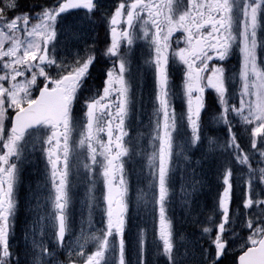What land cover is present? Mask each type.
Listing matches in <instances>:
<instances>
[{
	"label": "snow or ice",
	"instance_id": "1",
	"mask_svg": "<svg viewBox=\"0 0 264 264\" xmlns=\"http://www.w3.org/2000/svg\"><path fill=\"white\" fill-rule=\"evenodd\" d=\"M101 24L104 35H91ZM138 40L148 55L134 73ZM149 105L151 151L137 152L145 134L129 136L131 117ZM35 151L42 180L29 186L34 218L20 246L21 174ZM195 152L187 195L209 187V173L197 172L205 164L214 195L198 213L184 201L200 232L181 253L170 188L175 157L191 163ZM141 154L148 175L138 180L148 184L136 207L151 219L150 242L130 227L126 164ZM81 168L89 215L98 210L102 227L74 236ZM159 256L264 264V0H33L27 9L0 0V264H156Z\"/></svg>",
	"mask_w": 264,
	"mask_h": 264
},
{
	"label": "rangeland",
	"instance_id": "2",
	"mask_svg": "<svg viewBox=\"0 0 264 264\" xmlns=\"http://www.w3.org/2000/svg\"><path fill=\"white\" fill-rule=\"evenodd\" d=\"M91 35H93V33H91ZM134 45H136L135 47H136V50L138 53L140 52L141 48L143 46H145L143 40H138ZM145 51H146V53H143V52L139 53V55L141 56V59L132 64L133 72H136L138 70V68L141 65H143L144 59H146L147 55H148L147 48H145ZM233 64L238 68V66H239L238 55L235 56ZM145 70H146V66H145ZM237 79H238V77H237ZM148 82H150V77H149ZM133 115H132L133 116V126H134V134H135V136L133 138H135L139 132H142L145 134L144 138L140 141L139 147H137L136 149L138 151H140L141 149H144L147 152H150L151 148L148 146L149 137L147 135L148 129H147L146 125L148 124V118L151 115V106L149 105L147 107V110L142 112V114H140L138 117H137V113L135 110L133 112ZM131 121H132V119H131ZM131 121H130V123H131ZM178 143H179V141H178ZM176 151L177 152L180 151L179 147L176 148ZM189 156L191 158V163L186 162L184 160L183 153H181L179 156L175 157V163H174L175 182L170 188L171 205L174 206L175 214L182 220V224L184 226V232H183V230H180V235H179V236H181L183 234V238L180 241V244H183V245L178 247V242L175 241V244H176L175 247L181 253L186 248L191 247V241L200 232L199 225L194 224L193 220H192V215H190L186 212V208L188 206H187V204L184 203V201L185 200H192V202H193L192 203V212L198 213L200 204H203L204 207L207 208V206H209L211 203V197H212V192H211L210 187L202 189L200 193L194 194L191 197L187 195L188 192H191V176L188 175V173L190 172V170L192 168L196 167L195 166V160L199 158V153L195 154L193 156L191 153H189ZM140 161H141L142 169H145V171L142 174V177H147V175H148L147 159L143 154L140 155ZM182 177H185V179L182 180ZM142 179H143V182H147V179H144V178H142ZM182 184L184 186V191H182V188H181ZM37 185H38V183H36V185L34 186V189H35V187L37 188ZM141 186H142L141 184L137 185V192L134 195V199H133V202L135 204H136V197H137L138 192L141 190ZM146 190H147V185H146ZM201 193H204V194L200 195ZM41 202L43 203V201H41ZM74 205H76V206L74 207ZM46 207H50V206L45 205V211H46ZM26 210H27V208H26ZM70 211L72 214V224L74 223L73 228H77V230L75 231V235H79L81 231L84 232L85 225L89 226V223H86V222H88V221H86V218L91 219V217L89 215L88 206H87V200H85L83 198L79 199L76 203L72 204ZM29 215H31V214H29ZM131 215H132V212H131ZM33 218H34L33 215H31L29 223L31 222V220ZM203 218H204L203 214H199V219L203 220ZM146 221H147V217L145 216L144 209L139 210V211H137V209H136V211H134V213H133V219L131 222V229L133 230V232H135L137 229L142 230L143 227L145 226ZM91 224H93V222H91ZM143 231L145 233L146 238H149V237L153 238L152 223L151 222L147 226V229L143 230ZM152 238L148 239L149 242L152 240ZM20 240L24 243L23 236L20 237ZM90 247H93V245H90ZM91 250H94V247ZM163 261H165V258L163 256H159V257H157L156 264H164Z\"/></svg>",
	"mask_w": 264,
	"mask_h": 264
},
{
	"label": "trees",
	"instance_id": "3",
	"mask_svg": "<svg viewBox=\"0 0 264 264\" xmlns=\"http://www.w3.org/2000/svg\"><path fill=\"white\" fill-rule=\"evenodd\" d=\"M21 4L27 9V8H30L32 6V3H33V0H20ZM179 81V75H177L176 77V81L174 82H178ZM176 108H177V111H181V101L180 100H176ZM210 134L212 135H216L218 134L217 133V130L215 128L211 129L210 130ZM222 135V134H220ZM192 156L195 155V154H198V152H195V153H191ZM204 166H206L208 169H209V166L207 164H205ZM165 264V262H164Z\"/></svg>",
	"mask_w": 264,
	"mask_h": 264
},
{
	"label": "flooded vegetation",
	"instance_id": "4",
	"mask_svg": "<svg viewBox=\"0 0 264 264\" xmlns=\"http://www.w3.org/2000/svg\"><path fill=\"white\" fill-rule=\"evenodd\" d=\"M22 187L24 188L26 185L30 186L31 184H34V181L30 180V177L22 176ZM36 188V187H35Z\"/></svg>",
	"mask_w": 264,
	"mask_h": 264
}]
</instances>
